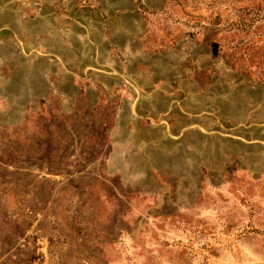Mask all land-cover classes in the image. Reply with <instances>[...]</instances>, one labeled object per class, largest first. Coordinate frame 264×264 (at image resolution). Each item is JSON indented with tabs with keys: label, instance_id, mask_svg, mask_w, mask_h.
<instances>
[{
	"label": "rangeland",
	"instance_id": "obj_1",
	"mask_svg": "<svg viewBox=\"0 0 264 264\" xmlns=\"http://www.w3.org/2000/svg\"><path fill=\"white\" fill-rule=\"evenodd\" d=\"M0 264H264V0H0Z\"/></svg>",
	"mask_w": 264,
	"mask_h": 264
}]
</instances>
